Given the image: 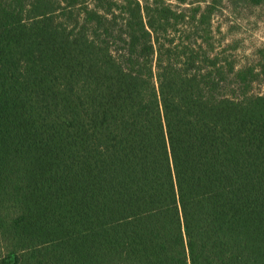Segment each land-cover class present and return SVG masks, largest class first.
Listing matches in <instances>:
<instances>
[{
  "label": "trees",
  "instance_id": "trees-1",
  "mask_svg": "<svg viewBox=\"0 0 264 264\" xmlns=\"http://www.w3.org/2000/svg\"><path fill=\"white\" fill-rule=\"evenodd\" d=\"M213 8L0 0V264H264V49Z\"/></svg>",
  "mask_w": 264,
  "mask_h": 264
},
{
  "label": "rangeland",
  "instance_id": "rangeland-1",
  "mask_svg": "<svg viewBox=\"0 0 264 264\" xmlns=\"http://www.w3.org/2000/svg\"><path fill=\"white\" fill-rule=\"evenodd\" d=\"M193 1L214 6L212 28L219 50L238 67L257 64L259 52L264 49V0ZM252 91L264 94V77L253 83Z\"/></svg>",
  "mask_w": 264,
  "mask_h": 264
}]
</instances>
